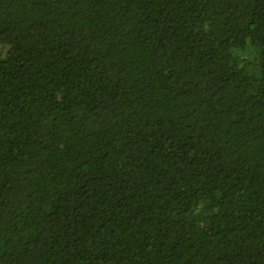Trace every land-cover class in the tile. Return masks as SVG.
Masks as SVG:
<instances>
[{"label":"trees","instance_id":"obj_1","mask_svg":"<svg viewBox=\"0 0 264 264\" xmlns=\"http://www.w3.org/2000/svg\"><path fill=\"white\" fill-rule=\"evenodd\" d=\"M0 264H264V0H0Z\"/></svg>","mask_w":264,"mask_h":264},{"label":"rangeland","instance_id":"obj_2","mask_svg":"<svg viewBox=\"0 0 264 264\" xmlns=\"http://www.w3.org/2000/svg\"><path fill=\"white\" fill-rule=\"evenodd\" d=\"M253 52H254V51H253ZM254 53H255V52H254ZM254 53H253V54H254ZM255 54H256V53H255ZM252 57H254V56H252Z\"/></svg>","mask_w":264,"mask_h":264}]
</instances>
